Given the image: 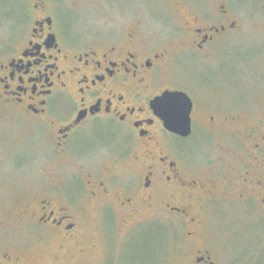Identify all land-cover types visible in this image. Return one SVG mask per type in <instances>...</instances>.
Returning <instances> with one entry per match:
<instances>
[{
	"label": "flooded vegetation",
	"instance_id": "af4514ba",
	"mask_svg": "<svg viewBox=\"0 0 264 264\" xmlns=\"http://www.w3.org/2000/svg\"><path fill=\"white\" fill-rule=\"evenodd\" d=\"M142 1L92 0L82 18L76 2L53 9L32 0L19 16L26 32L0 48V108L40 131L48 155L34 197L0 185L13 206L0 214V264L93 251L98 243L81 245L90 216L120 218L127 232L151 218L169 223L185 264H216L220 247L205 233H227L221 241L230 243L256 217L264 229V19L236 14L229 0H214L210 14L207 0ZM158 21L167 33L158 35ZM182 69L179 87L169 74ZM241 84L254 91L250 105L239 102ZM177 92L192 101L187 136L170 131L155 104ZM216 134L238 146L216 159L192 148ZM205 155L201 170L193 158ZM54 241L61 244L50 250Z\"/></svg>",
	"mask_w": 264,
	"mask_h": 264
},
{
	"label": "rangeland",
	"instance_id": "374dc122",
	"mask_svg": "<svg viewBox=\"0 0 264 264\" xmlns=\"http://www.w3.org/2000/svg\"><path fill=\"white\" fill-rule=\"evenodd\" d=\"M47 1L53 9L58 7L59 0ZM91 1L66 0L67 3L76 2L78 4L82 18L87 11L86 8H91ZM95 1L97 2V0ZM138 1L139 3L143 2L142 0ZM207 1L209 14L213 13L218 5L214 0ZM127 3L128 5L132 4V0H127ZM227 3L232 6V9H235L236 14L238 13L237 9L242 10L240 13L242 17L264 19V15L259 11V8L264 4V0H249V2L246 0H229ZM248 3L255 4L256 9L252 10V7L249 8ZM32 6V0H0V48L4 47L5 43L12 37L22 36L26 32L28 26L20 24L19 16L21 13L27 14L30 12ZM99 28L103 29L102 27ZM155 29L153 28L158 35L167 33L166 26L162 21L156 23ZM91 30L92 32L86 30V33H95L92 27ZM181 71H185V69L180 70L179 73L181 74H175V70H171L169 74L170 79L173 78L175 82L179 83V87H183V84L186 86L185 77L188 75V73ZM197 81L199 82L200 80L197 78ZM237 93L240 94V103L250 105L255 98L254 91L249 90L242 84L238 87ZM11 115V113L0 108V174L2 172L14 173L11 178L1 177L0 182H8L0 185L8 183L15 190L16 196L31 190L32 194L30 196L34 197L35 188L39 186L38 184H42V181L48 176L45 169L46 157L48 156L44 153L45 143L40 131L30 128L26 122ZM245 125L250 127L249 123ZM248 127L241 129L242 136ZM214 136L209 146L206 140H201V146H198V139H193L191 146L196 151L203 150L205 153L212 151L215 159L220 151L226 150L225 148L238 146L237 142L239 140L237 139L227 138L221 134ZM202 159H205V165H203ZM27 160H30V162H27ZM208 160V155H205V158L198 159V161L193 158L195 166H200L201 170L206 167ZM12 207V203L8 200L6 193H0V214H4L5 211ZM239 214L238 219L242 221L241 218L245 216L241 213ZM258 220V217H256L249 220L248 223H240L238 225L239 239H231V242L236 240L235 244L229 243V240L228 242L221 241V236L226 237L227 233L221 235L219 232L212 230L204 234L207 240H211L214 247H220V249H217L216 264H264V229L263 227L261 229L260 226L262 225L259 224ZM216 222L214 227H216ZM225 222H228V218H226ZM169 226V223L164 224L161 220L151 218L142 228L139 227V229L127 232L126 228H123L122 219L120 218L106 220L97 216H90L81 245L88 246L90 245L89 243H98V247L86 254L74 253L73 250L72 253L65 256L66 258L60 257L59 259H54L55 261H50L48 264H185V251H179L178 253L172 250L173 244L168 235L170 232ZM17 231L20 230L17 229ZM246 232L250 235L245 234ZM14 235V241L20 240L22 245L25 244L26 247H30V239L26 234L20 235L16 232ZM47 244L49 246L52 245L50 249L52 250L58 248L57 246L61 242L54 241ZM247 244L250 246V250ZM72 245L71 243L69 244L71 249L74 248ZM34 248H40L42 249L41 252H44L47 250L45 248L48 247L47 245L42 246V243H34L31 249ZM49 257L53 258L51 254Z\"/></svg>",
	"mask_w": 264,
	"mask_h": 264
},
{
	"label": "water",
	"instance_id": "95a60500",
	"mask_svg": "<svg viewBox=\"0 0 264 264\" xmlns=\"http://www.w3.org/2000/svg\"><path fill=\"white\" fill-rule=\"evenodd\" d=\"M155 104L165 109H163L164 118L170 131L184 136L190 133L192 101L186 94L179 92L166 93Z\"/></svg>",
	"mask_w": 264,
	"mask_h": 264
}]
</instances>
